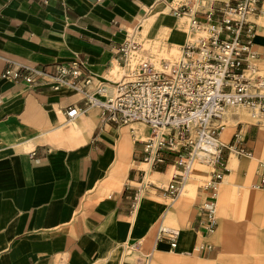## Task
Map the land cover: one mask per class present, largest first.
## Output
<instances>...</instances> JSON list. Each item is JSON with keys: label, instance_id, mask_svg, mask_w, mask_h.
Instances as JSON below:
<instances>
[{"label": "crops", "instance_id": "crops-1", "mask_svg": "<svg viewBox=\"0 0 264 264\" xmlns=\"http://www.w3.org/2000/svg\"><path fill=\"white\" fill-rule=\"evenodd\" d=\"M176 1L0 0V74L13 68L24 73L26 66L47 67L77 58L84 63L81 77L91 72L93 85H112L128 68L130 55L125 59L121 50L127 28H140L151 20L157 29L165 30L163 36L170 45L184 42L183 19L175 20L170 11L195 0ZM236 1L201 0L196 15L205 19L209 14L217 20ZM260 19L263 22L264 14ZM253 28L252 48L260 54L264 28L258 22ZM245 36L243 32V41ZM252 62L258 67L264 57L259 55ZM71 105L86 106L82 94L70 84L54 89L0 77V264H141L142 259L147 264L237 262L222 227L206 232L201 205L209 199L210 188L189 182L186 196L172 197L155 185L168 184L173 180L172 168L180 170L173 154L166 153L164 161L149 172L155 184L145 187L132 209L140 171L146 169L140 168L144 125L102 120L93 106L69 119L65 111ZM242 116L238 109L229 111L219 133L223 143L235 148L222 152L223 165L214 167L222 173L216 209L224 214L233 211L232 192L237 190L243 206L255 199L264 209V190L248 191L264 171V122L238 127V141L232 130ZM245 148L252 151L237 156L236 151ZM192 173L189 178L214 179L208 170ZM168 222L178 231L173 249L158 236L159 226ZM168 253L173 254L172 260ZM184 257L190 259L182 261Z\"/></svg>", "mask_w": 264, "mask_h": 264}, {"label": "built area", "instance_id": "built-area-1", "mask_svg": "<svg viewBox=\"0 0 264 264\" xmlns=\"http://www.w3.org/2000/svg\"><path fill=\"white\" fill-rule=\"evenodd\" d=\"M196 1L172 11L187 19L185 40L177 60L161 61L158 66L148 59L140 60L136 69L126 71L112 85L102 82L93 85L91 72L81 77L84 63L77 58L47 67L26 66L24 73L13 68L2 72L0 77L54 89L63 83L70 84L82 94L85 107L98 109L100 119L117 125L143 124L146 137L140 140L141 160L147 167L140 171L133 210L145 187L151 183L146 180V174L164 161L166 153L173 154L174 164L180 167L172 174L173 180L164 187L172 197L181 193L187 173L207 171L197 169L195 164L210 167L214 179L205 184L211 193L201 209L205 212L206 232L212 233L218 226L216 180L222 174L214 167L223 165L224 149L234 148L219 139V133L225 127V110L230 106H243L264 115V75L252 62L259 55L264 57V48L260 54L252 48L255 22L249 19L261 12L264 0H237L234 5H227L217 20L211 19L209 14L205 19H199ZM126 32L127 41L121 47L125 59L140 47L136 40L139 26L127 28ZM195 32L206 35L195 36ZM243 32L246 34L244 41ZM85 107L71 105L65 115L73 119ZM133 129L131 127L132 132ZM238 133L236 130L233 135L240 141ZM236 152L243 155V151ZM261 165L264 167V163ZM251 188H264V171ZM158 236L167 239L170 248H175V230L161 225ZM147 263V259H142L141 264Z\"/></svg>", "mask_w": 264, "mask_h": 264}, {"label": "rangeland", "instance_id": "rangeland-1", "mask_svg": "<svg viewBox=\"0 0 264 264\" xmlns=\"http://www.w3.org/2000/svg\"><path fill=\"white\" fill-rule=\"evenodd\" d=\"M183 0H177V4H181ZM264 12V10H263ZM170 14L175 20H180L179 16L174 15L172 11ZM262 13L260 16H263ZM260 16L257 19H260ZM256 17V16H255ZM179 18V19H178ZM250 18V17H249ZM262 21V18L260 19ZM257 21L264 28V20L263 22ZM181 21V20H180ZM184 26V34L187 29V19L182 20ZM145 24H148L147 32L143 33V27ZM158 28V24L150 22H142L140 24L139 34L136 36V40L139 42L140 47L137 51L130 53V58H132V64H128V68L126 71L134 70L137 68L140 60L148 59L152 61L156 66L159 65L161 61H174L179 57V47L180 44L170 45V43L166 42L164 39V29ZM157 29V32L151 33L152 30ZM131 30V29H130ZM195 35H206V33L196 32ZM256 64V63H255ZM259 72L264 75V63H260L258 65ZM120 72L119 74H121ZM243 107V106H242ZM244 108V109H243ZM238 109L240 113L243 114V121L240 122L234 129L232 130V134L241 127L242 125L249 124L251 122H255V119L250 116L251 110L243 107ZM246 109V110H245ZM228 122V121H227ZM264 120L262 121V123ZM132 126V124H130ZM143 124L136 123V127L141 126ZM128 127V126H127ZM257 127V125H256ZM148 132V130H147ZM231 134V135H232ZM139 138V137H138ZM140 139H144L140 137ZM229 140V139H228ZM229 144L228 146H231ZM238 145V143H237ZM241 146V145H240ZM229 152V150L224 149L223 152ZM252 150L249 148H245L243 150V154L250 153ZM239 157H243L242 154H237ZM264 161V160H262ZM145 165H141L140 168H145ZM197 169L208 170L211 171L210 167H206L204 165L195 164ZM196 172V171H193ZM174 173V168H172L171 174ZM191 174H193L191 172ZM193 176V175H192ZM187 180V183L193 182L195 185L204 186L208 178H202L200 175H194ZM217 178L216 181H218ZM157 184V183H156ZM250 185V184H249ZM187 186L184 188L182 196H186ZM264 188L253 189L249 188V192L252 194L256 191H263ZM245 192V190H244ZM234 198L231 199V209L232 212L229 211L226 214L218 211L216 209V216L218 225L223 228V233L225 236V242L230 245L232 252V258L237 261L231 264H264V209L258 204L255 199H252L247 204L243 206L242 195L238 193L232 192ZM180 196V195H179ZM179 198V197H178ZM165 202L168 203L170 200L165 199ZM243 206V208H242ZM242 208V209H241ZM168 226L172 227L171 223H167ZM140 255L139 257H141ZM168 260H172L173 254L168 253ZM189 257L182 258V261H188ZM186 264V262H184Z\"/></svg>", "mask_w": 264, "mask_h": 264}, {"label": "bare ground", "instance_id": "bare-ground-1", "mask_svg": "<svg viewBox=\"0 0 264 264\" xmlns=\"http://www.w3.org/2000/svg\"><path fill=\"white\" fill-rule=\"evenodd\" d=\"M264 6V5H263ZM196 8L197 9H201V0H197L196 1ZM262 11H263V7H262V10H261V12L256 16V17H253V16H250V20H252L253 22H255L256 23V20H257V18L261 15V13H262ZM179 18H181V19H186L184 16H179ZM185 33H186V31H185ZM196 33V32H195ZM195 35V34H194ZM184 36H185V34H184ZM195 36H197V35H195ZM256 37V33H255V35H254V38ZM179 54H180V47H179ZM131 57V56H130ZM129 65L130 64H132V58H130L129 59V63H128ZM240 108H243L242 106H230V107H227L226 108V110H225V113H224V116H223V119L225 118V116H226V114L229 112V111H233V109H240ZM244 109V108H243ZM246 110V109H245ZM250 114V116L252 117V118H254L255 119V122H251L252 124H256L257 126H259L261 123H262V121L264 120V115H261L260 113H258V112H251V113H249ZM240 123V122H239ZM238 123V124H239ZM132 124H136V123H132ZM237 124V125H238ZM133 134L135 135L136 134V131H135V129H133ZM136 136V135H135ZM144 164V163H143ZM146 167H147V165L146 164H144ZM226 166H227V163H226ZM145 167V168H146ZM175 167V166H174ZM175 168H174V172H175ZM189 175H190V173H187V175H186V178H185V180H184V183H183V189H182V191H181V193H180V196L182 195V193H183V190H184V188L186 187V183H187V180L189 179ZM149 176H150V173H147L146 174V180L148 181V182H151V183H153L151 180H150V178H149ZM153 184H155V183H153ZM155 185H157V186H161V187H166V185H162L161 183H158V184H155ZM217 217V216H216ZM163 226H165V227H168V228H171V229H173V230H175L176 232H177V234H178V231L175 229V228H173V227H170V226H166V225H163ZM217 229V228H216ZM215 229V230H216ZM214 230V231H215ZM175 248H176V243H175ZM172 251V250H171Z\"/></svg>", "mask_w": 264, "mask_h": 264}]
</instances>
